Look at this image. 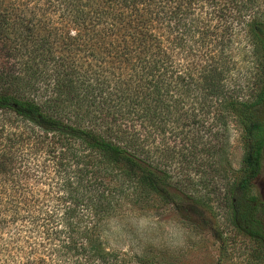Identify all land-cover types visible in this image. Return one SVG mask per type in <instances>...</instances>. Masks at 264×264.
<instances>
[{
  "label": "trees",
  "instance_id": "1",
  "mask_svg": "<svg viewBox=\"0 0 264 264\" xmlns=\"http://www.w3.org/2000/svg\"><path fill=\"white\" fill-rule=\"evenodd\" d=\"M241 47L256 74L246 87L229 84ZM218 106L244 149L224 207L264 249L253 192L264 178V0H0V264H127L100 238L124 191L109 184L121 183L114 167L210 228L174 201L170 183L182 182L153 159L151 137L169 133L162 156L203 154L219 176L228 137Z\"/></svg>",
  "mask_w": 264,
  "mask_h": 264
},
{
  "label": "rangeland",
  "instance_id": "2",
  "mask_svg": "<svg viewBox=\"0 0 264 264\" xmlns=\"http://www.w3.org/2000/svg\"><path fill=\"white\" fill-rule=\"evenodd\" d=\"M244 39V34L238 36L241 45ZM248 60L246 47L245 51L242 47L238 52L232 50L230 68L233 65L234 68L229 73L230 85L246 87L254 81L255 70ZM217 108L223 115L228 137L220 160L219 176L215 177L211 172L214 165L210 166V162L205 164L208 159L203 154L192 158L183 152V157L177 156L172 160H167L166 152L162 156L160 143L166 147L174 142V136L169 133L159 135L153 128L151 137L153 159L170 167L175 179L182 182L170 183L176 186V190H170L176 196L174 201L201 211L210 228H196L187 223L171 201L142 188L140 183H133V177L122 168L112 169L119 175L121 183L110 180L109 184L120 185L124 191L117 195L109 214L102 217L100 238L105 249L124 257L127 264H264V249L234 227L229 211L224 207L222 194L228 184L225 182L239 179L244 149L237 123L224 108ZM192 133L198 135L196 131ZM176 139H181V136ZM201 159L204 160L200 162ZM50 168V165L44 169L40 166L39 172L47 175ZM203 175L208 182L201 181ZM105 179L109 180L108 177ZM35 182L57 183L50 179ZM253 192L264 201V178ZM170 229H178L179 237L172 236Z\"/></svg>",
  "mask_w": 264,
  "mask_h": 264
},
{
  "label": "clouds",
  "instance_id": "3",
  "mask_svg": "<svg viewBox=\"0 0 264 264\" xmlns=\"http://www.w3.org/2000/svg\"><path fill=\"white\" fill-rule=\"evenodd\" d=\"M169 231L172 234V236L177 237V238L179 237V230L178 229H170Z\"/></svg>",
  "mask_w": 264,
  "mask_h": 264
}]
</instances>
